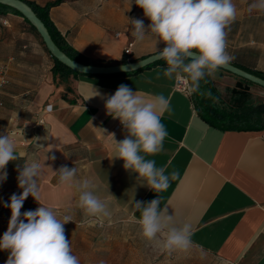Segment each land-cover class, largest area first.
Segmentation results:
<instances>
[{
    "label": "crops",
    "instance_id": "obj_1",
    "mask_svg": "<svg viewBox=\"0 0 264 264\" xmlns=\"http://www.w3.org/2000/svg\"><path fill=\"white\" fill-rule=\"evenodd\" d=\"M23 1L44 7L55 0ZM48 18L65 43L89 62L134 61L164 47L163 43L156 47L151 35L139 43L131 35V19L143 20L146 27L150 24L134 0L131 7L129 0H62L49 9ZM232 32L228 30L226 37L230 62L264 73L255 58L264 49L243 40L235 43ZM130 43L131 54L125 56ZM52 67V57L27 22L10 10L0 11V70L7 78L0 92V135L10 133L21 156L6 166L7 179L0 183V223L7 224L11 216L4 203L22 192L17 164L35 158L42 164L40 202L54 208L60 218L88 217L78 207L75 189L58 181L56 172L61 166H75L79 177L94 182L111 215L138 223L140 212L134 203L158 198L178 226L192 225L194 248L225 264H264V130H220L208 125L192 94L176 91V77L164 75L167 65L113 78L53 73ZM222 75L234 81L225 88L226 106L233 88L246 90L252 97L249 89L258 87L240 85L235 76L220 69L215 78ZM121 84L170 100V111L161 117L167 131L163 151L146 156L157 167H165L166 175L177 173L164 191H152L137 173L124 169L123 160L114 158L115 146L108 134L119 142L127 132L119 119L107 114L101 96L114 94ZM92 85L101 96L88 99L87 89ZM49 105L51 110L46 111ZM38 206L29 196L21 212Z\"/></svg>",
    "mask_w": 264,
    "mask_h": 264
},
{
    "label": "clouds",
    "instance_id": "obj_2",
    "mask_svg": "<svg viewBox=\"0 0 264 264\" xmlns=\"http://www.w3.org/2000/svg\"><path fill=\"white\" fill-rule=\"evenodd\" d=\"M129 3L131 7L133 0ZM134 3L143 10L150 24L146 27L143 20L131 19V35L138 43L151 35L156 47L164 44L162 49L157 48L158 57L167 65L164 75L185 79L186 95L197 92L201 80L206 76L214 78L218 69L233 59L226 51V29L237 16L233 0H134ZM254 11L264 13V0H252L247 12ZM87 92L88 99L101 96L93 85ZM101 98L107 114L119 119L127 132L119 142L114 134H108L115 146L114 158L123 160L124 169L137 173L152 191L166 190L177 173L166 175L165 167H157L146 156L163 151L167 131L161 117L170 111V100L163 94L133 91L124 84L114 94ZM20 158L14 138L9 133L0 135V183L7 179L6 166ZM17 171L22 192L12 194L4 203L11 211L7 230L0 237V251L9 253L5 264H80L65 235L64 225L72 221L71 217L60 218L54 208L40 202L38 180L42 164L28 158L23 165L17 164ZM56 173L59 183L73 187L78 193V207L85 215L100 222L111 216L109 205L97 194L94 182L88 177H79L75 166H61ZM29 196L39 206L22 213ZM134 207L140 212L138 224L144 239L168 252L187 251L193 246L192 225L178 226L173 216L167 214V208L160 207L158 198L147 203L136 201Z\"/></svg>",
    "mask_w": 264,
    "mask_h": 264
},
{
    "label": "rangeland",
    "instance_id": "obj_3",
    "mask_svg": "<svg viewBox=\"0 0 264 264\" xmlns=\"http://www.w3.org/2000/svg\"><path fill=\"white\" fill-rule=\"evenodd\" d=\"M233 2L237 8V16L226 30L233 31L232 39L235 43L243 40L251 47L264 49V13L247 12L252 0ZM238 31L239 36L235 37ZM256 57L264 68V54H257ZM222 76L224 77H210V80L219 92L214 100L216 105L226 107L225 88L233 86L234 81L230 76ZM249 90L256 101H264V89L251 87ZM207 93L205 81L201 80L199 90L192 94L197 108L201 97ZM7 226L8 223H0V237ZM64 228L65 235L71 242L72 253L78 257L80 264H225L193 246L187 251L163 250L141 236L138 223L120 214L111 215L103 222L89 216L83 217L68 222ZM8 254L7 251H0V264H5Z\"/></svg>",
    "mask_w": 264,
    "mask_h": 264
},
{
    "label": "trees",
    "instance_id": "obj_4",
    "mask_svg": "<svg viewBox=\"0 0 264 264\" xmlns=\"http://www.w3.org/2000/svg\"><path fill=\"white\" fill-rule=\"evenodd\" d=\"M23 1V0H22ZM28 4L37 17L43 22L45 27L47 28L51 39L56 44V46L65 53L70 59L78 61L83 64H93V62H89L86 59L82 58L76 51H74L71 47H69L65 41L62 39L60 34L56 31L54 26L52 25L51 21L48 18V11L51 7L58 5L62 2V0H55L46 4L44 7H39L34 3L24 1ZM10 10L14 12L16 15L21 16L16 11L0 5V11ZM22 17V16H21ZM25 20V19H24ZM26 21V20H25ZM27 22V21H26ZM29 25V23L27 22ZM31 30L36 33L35 29L29 25ZM37 34V33H36ZM38 35V34H37ZM47 51V50H46ZM53 60V73L57 72H66L72 74H79L73 72L72 70L68 69L57 60L52 58ZM128 58H122L118 63H126L129 62ZM98 65H102V62L95 63ZM117 64V63H114ZM234 67H237L245 72H248L256 77L264 79V73L260 71L250 70L244 68L242 66L236 65L232 62H229ZM166 62L164 60H160L152 65H149L141 70L132 72V73H125V74H117V75H108V76H95V75H86L91 77H106V78H113V77H120V76H132L137 73H140L144 70L151 69L155 66H165ZM81 75V74H80ZM238 79L240 85L244 86H256L244 79L235 77ZM206 87L208 89L207 95L201 97L199 101V113L201 118L210 126L214 128H218L220 130H233V131H249V132H256L264 130V102H255L251 95L242 89L233 88L230 90L229 100L227 102L226 107H221L216 105L215 99L218 97V93L215 90L212 81L208 76L204 79ZM264 89V88H262Z\"/></svg>",
    "mask_w": 264,
    "mask_h": 264
},
{
    "label": "water",
    "instance_id": "obj_5",
    "mask_svg": "<svg viewBox=\"0 0 264 264\" xmlns=\"http://www.w3.org/2000/svg\"><path fill=\"white\" fill-rule=\"evenodd\" d=\"M0 5L8 7L17 13H19L23 19H25L29 25H31L44 44L45 49L52 58L59 63L72 70L73 72L82 75H95V76H108L132 73L141 70L149 65H152L162 59L158 57V54H152L139 60L129 61L126 63L117 64H83L78 61L70 59L65 53H63L53 42L51 36L43 24V22L37 17L31 7L22 0H0ZM220 70L227 72L235 77L244 79L260 88H264V79L256 77L248 72H245L231 64H226L219 68Z\"/></svg>",
    "mask_w": 264,
    "mask_h": 264
},
{
    "label": "built area",
    "instance_id": "obj_6",
    "mask_svg": "<svg viewBox=\"0 0 264 264\" xmlns=\"http://www.w3.org/2000/svg\"><path fill=\"white\" fill-rule=\"evenodd\" d=\"M132 43H130L127 48L124 49V55L125 56H129L131 54V48H132ZM7 84V78L5 75L4 70H0V92L2 90V88ZM188 87V82L183 79V78H176L175 83H174V88L176 91L184 93L185 94V89ZM0 107H2V101L0 99ZM46 111H50L51 110V106H46L45 108ZM119 124L116 126L118 127ZM3 134H7V132H3ZM10 134V133H9ZM2 209L0 208V211Z\"/></svg>",
    "mask_w": 264,
    "mask_h": 264
}]
</instances>
